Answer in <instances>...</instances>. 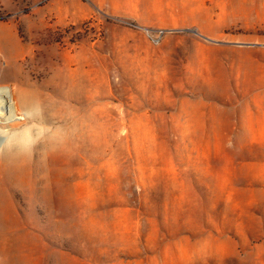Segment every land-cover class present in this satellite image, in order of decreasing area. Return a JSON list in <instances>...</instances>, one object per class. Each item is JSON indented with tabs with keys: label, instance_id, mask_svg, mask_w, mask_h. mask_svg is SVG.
I'll list each match as a JSON object with an SVG mask.
<instances>
[{
	"label": "rangeland",
	"instance_id": "374dc122",
	"mask_svg": "<svg viewBox=\"0 0 264 264\" xmlns=\"http://www.w3.org/2000/svg\"><path fill=\"white\" fill-rule=\"evenodd\" d=\"M185 2L0 0V264H200L209 253L213 204L200 172L189 170L193 187L186 174V144L200 140L164 137L183 127L168 122L170 52L196 32L168 20ZM219 246L230 264H262Z\"/></svg>",
	"mask_w": 264,
	"mask_h": 264
},
{
	"label": "crops",
	"instance_id": "0c3cea01",
	"mask_svg": "<svg viewBox=\"0 0 264 264\" xmlns=\"http://www.w3.org/2000/svg\"><path fill=\"white\" fill-rule=\"evenodd\" d=\"M186 1L185 8H171L168 20L169 27L196 32L178 36L170 52L175 57L168 73L178 78L169 88L177 96L170 99L168 122L183 127L163 136L200 140L195 152L186 144V174L190 187H201L202 202L213 204L206 206L212 242L196 260L229 263L232 256L217 251L228 242V253L248 250L264 264V0ZM190 169L200 172L197 183ZM214 212L222 216L212 227ZM135 258L127 263L148 264Z\"/></svg>",
	"mask_w": 264,
	"mask_h": 264
},
{
	"label": "built area",
	"instance_id": "2783aa9c",
	"mask_svg": "<svg viewBox=\"0 0 264 264\" xmlns=\"http://www.w3.org/2000/svg\"><path fill=\"white\" fill-rule=\"evenodd\" d=\"M170 31H172V30H170ZM165 31L164 30H160V32H159V35H155V36H151L152 37V39L154 40V42L155 43H159V41H160V38H161V35L164 33Z\"/></svg>",
	"mask_w": 264,
	"mask_h": 264
},
{
	"label": "bare ground",
	"instance_id": "6f19581e",
	"mask_svg": "<svg viewBox=\"0 0 264 264\" xmlns=\"http://www.w3.org/2000/svg\"><path fill=\"white\" fill-rule=\"evenodd\" d=\"M5 108V101L3 99H0V113H3V109Z\"/></svg>",
	"mask_w": 264,
	"mask_h": 264
},
{
	"label": "clouds",
	"instance_id": "9594fccd",
	"mask_svg": "<svg viewBox=\"0 0 264 264\" xmlns=\"http://www.w3.org/2000/svg\"><path fill=\"white\" fill-rule=\"evenodd\" d=\"M3 143H4V141H3Z\"/></svg>",
	"mask_w": 264,
	"mask_h": 264
}]
</instances>
